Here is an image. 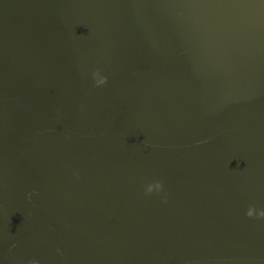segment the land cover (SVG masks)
Masks as SVG:
<instances>
[{
	"label": "water",
	"instance_id": "obj_1",
	"mask_svg": "<svg viewBox=\"0 0 264 264\" xmlns=\"http://www.w3.org/2000/svg\"><path fill=\"white\" fill-rule=\"evenodd\" d=\"M264 0H0V264H264Z\"/></svg>",
	"mask_w": 264,
	"mask_h": 264
},
{
	"label": "clouds",
	"instance_id": "obj_2",
	"mask_svg": "<svg viewBox=\"0 0 264 264\" xmlns=\"http://www.w3.org/2000/svg\"><path fill=\"white\" fill-rule=\"evenodd\" d=\"M262 215H264V214H262Z\"/></svg>",
	"mask_w": 264,
	"mask_h": 264
}]
</instances>
